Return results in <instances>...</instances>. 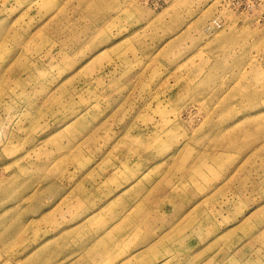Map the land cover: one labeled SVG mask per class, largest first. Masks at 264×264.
Wrapping results in <instances>:
<instances>
[{"label":"rangeland","instance_id":"obj_1","mask_svg":"<svg viewBox=\"0 0 264 264\" xmlns=\"http://www.w3.org/2000/svg\"><path fill=\"white\" fill-rule=\"evenodd\" d=\"M108 159L166 163L184 205L112 264L198 214L167 264H264V0H0V264H86L63 231L119 191Z\"/></svg>","mask_w":264,"mask_h":264},{"label":"crops","instance_id":"obj_2","mask_svg":"<svg viewBox=\"0 0 264 264\" xmlns=\"http://www.w3.org/2000/svg\"><path fill=\"white\" fill-rule=\"evenodd\" d=\"M136 137L135 134H129V136L126 137L125 142H123L122 145L127 149L126 154L134 152L140 148L135 145ZM166 149L168 148H161V151L163 152ZM123 153H125V150H123ZM189 159V156H184L181 159V162H177V168L186 167ZM199 159H197V161ZM107 164H113L115 173L111 179H115L119 191H117L112 197L109 196L110 198H108V195L111 192V187H107L106 185V189L99 193L100 199L96 198L87 200L84 210H90V213H86L83 217L81 215L80 219L77 217L79 220L70 226H66L63 231V233H66H64L66 237L63 240L65 242L66 240L72 241L74 245L71 246H74L75 249H77V247L81 248L77 259H82L86 264H112L111 258H114L118 253L120 255L121 251L124 250V246L129 247L132 244L140 243L138 242V227L147 223L148 232H152V214L156 213L160 216H164L162 215V208L168 207L169 205L172 206V204L175 206L176 212L178 213L182 212L184 207V205L170 203L175 201L170 200L171 192L166 197V195L158 194L160 189H162L161 186H158L159 190L153 186L155 184L156 176L168 167L166 163H149L144 172H140V170L144 168L142 164L131 163L129 159L121 161L120 163L108 159ZM189 165L192 166L191 170L194 171L193 169L196 167L197 162L195 165ZM190 177L193 179L200 178L198 174H192V172L190 173ZM179 186L184 187V183ZM77 188L75 195H90V192L85 191L83 184H79ZM174 192L176 191L174 190ZM147 197H151L152 200L147 202ZM129 204H131L130 207H128ZM170 222L173 224V220L170 218L165 220V223L167 224ZM176 226L178 228L177 231H174L171 234H165L164 231H161L157 239L153 238L152 241L149 240L151 242L146 245V247H154L152 251L143 258H139L142 257L145 251L144 248H140L132 254L135 256L133 260H145L148 258V260L151 259L154 262L157 259L165 257L163 261L146 264H167L169 260V251H179V245H181L179 234L181 235L182 229L191 228L196 235L200 236L203 227L208 229L211 227L210 217L208 216V219H202L200 214L193 215L181 222L177 220ZM214 227L213 233L215 234L217 233L216 225H214ZM48 238L49 245L51 246H59L57 242L62 241V239L57 236H49L46 239ZM156 241L159 242L156 243ZM76 251L77 250H75V252ZM33 253L36 254V251H33ZM153 255L155 259L153 258ZM182 256H184V254H182ZM124 261L125 260H122L118 264H124ZM125 264L128 263L126 262ZM130 264L138 263L131 262Z\"/></svg>","mask_w":264,"mask_h":264},{"label":"bare ground","instance_id":"obj_3","mask_svg":"<svg viewBox=\"0 0 264 264\" xmlns=\"http://www.w3.org/2000/svg\"><path fill=\"white\" fill-rule=\"evenodd\" d=\"M216 28H218L219 29V27H216ZM215 29V28H214Z\"/></svg>","mask_w":264,"mask_h":264}]
</instances>
